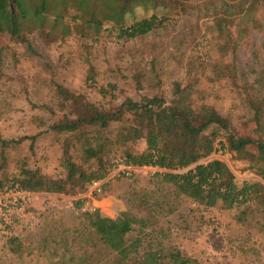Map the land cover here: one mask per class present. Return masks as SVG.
<instances>
[{
	"label": "rangeland",
	"instance_id": "rangeland-1",
	"mask_svg": "<svg viewBox=\"0 0 264 264\" xmlns=\"http://www.w3.org/2000/svg\"><path fill=\"white\" fill-rule=\"evenodd\" d=\"M163 2L147 9L138 6L133 17L127 16V24L152 14L162 20L149 33L133 39L119 37L118 31L111 29L112 23L105 24L97 36L74 29L55 42L31 33L32 53L0 31V135L18 139L39 133L32 150L27 139L0 148V178L17 173L23 161L30 168L62 178L65 171L60 157L65 146L79 162L75 139L48 129L72 106L56 93L54 82L82 94L98 108L112 110L126 97L137 101L142 96H158L169 101L175 82L194 81L206 101L227 118L231 133L256 138L257 116L264 139V0ZM74 13L70 9L66 17L71 25ZM217 23L231 37L240 36L237 44L221 45ZM193 60L197 71L187 72V62ZM90 66L98 85H116L115 98L103 97L85 83ZM117 126L103 130V136L114 140ZM144 147L142 140L115 142L105 148V158L117 164L124 149L142 151ZM211 159L223 161L238 182L264 185V179L248 168L249 161L222 150L219 144L204 161ZM86 167L89 170L96 165L92 161ZM157 172L149 168L131 177L109 174L98 194L92 187L74 194L26 191L24 210L12 214L7 224L0 223V264H59V259L66 260L75 251L64 252L63 240L72 238L70 231L83 222L81 213L86 209H98L111 218L125 211L146 218L144 225L135 224L129 237L138 235L146 244L159 241L165 249L179 250L190 259L186 264H264V214L250 212L240 221L237 209L198 206L160 184ZM15 191L0 190V199ZM79 200H84L80 211L76 207ZM13 237L21 243L22 259L9 251L8 241ZM102 253L104 249L96 254Z\"/></svg>",
	"mask_w": 264,
	"mask_h": 264
},
{
	"label": "trees",
	"instance_id": "trees-1",
	"mask_svg": "<svg viewBox=\"0 0 264 264\" xmlns=\"http://www.w3.org/2000/svg\"><path fill=\"white\" fill-rule=\"evenodd\" d=\"M160 4H164L163 0H0V31L7 34L10 42L24 44L32 53L35 51L29 37L31 33L38 34L43 41L55 42L74 29L83 35L93 32L97 36L105 24L112 23L111 29L118 31L119 37L133 39L149 33L162 20L152 14L127 24V16L133 17L138 6L147 9ZM70 9L77 12L70 20L74 25L66 19ZM217 30L223 38L222 46L232 42L237 44L240 36L231 37L220 23H217ZM261 47L264 48V39ZM2 51L3 47H0V76ZM196 69L194 60L187 62V72ZM85 83L95 87L101 96L115 98L116 85H98L93 66L89 67ZM54 86L56 93L72 106L48 129L68 133L75 139L79 162L65 146L60 157L64 177H52L39 168L28 167L23 161L17 173L0 178V190L11 188L74 194L86 192L94 182L101 181L99 191L93 190V193H102L106 177L113 174L118 165L105 158L107 145L142 140L144 149H124L121 162L131 167L157 166L161 171L155 178L160 184H166L176 196L182 195L198 206L209 208L219 205L225 209H237L240 221L246 219L250 212L264 214L263 184L259 181L238 182L230 168L219 159L204 161L219 144L222 150L249 161L248 168L264 179V139L260 135L261 125L257 116L254 120L256 138L231 133L227 118L206 101L194 81L175 82L169 101L158 96H142L137 101L126 97L112 110L98 108L82 94L59 83L54 82ZM112 124L118 125L114 140L102 134ZM38 135H24L18 139L0 135V148H9L27 139L32 150ZM250 145L255 147L254 151L249 149ZM92 161L96 167L87 170L86 165ZM138 172L132 171L129 176L120 172L113 176L131 177ZM83 201L76 202L79 211ZM171 210L169 208L168 211ZM81 217L83 222L70 231L72 238L66 237L62 243L64 252L72 253L74 250L75 253L66 260L59 259V264H186L190 260L179 250L165 249L159 241L152 245L144 243L141 236L129 237L135 224L140 222L144 225L146 218H138L126 211L111 218L101 215L98 209H86ZM256 222L258 226L262 224L259 219ZM8 246L14 256L22 259V247L17 237L10 238ZM103 249L104 253L96 254ZM62 255L64 257L66 253Z\"/></svg>",
	"mask_w": 264,
	"mask_h": 264
},
{
	"label": "built area",
	"instance_id": "built-area-1",
	"mask_svg": "<svg viewBox=\"0 0 264 264\" xmlns=\"http://www.w3.org/2000/svg\"><path fill=\"white\" fill-rule=\"evenodd\" d=\"M117 172H122L123 175L129 176L132 171H142L149 168L161 171L157 166H141V167H131L125 165L123 162H119L117 165ZM101 181H96L93 183V190L99 191ZM26 191L16 190L14 193L4 199H0V223L7 224L9 217L14 213H21L24 210L26 203Z\"/></svg>",
	"mask_w": 264,
	"mask_h": 264
}]
</instances>
